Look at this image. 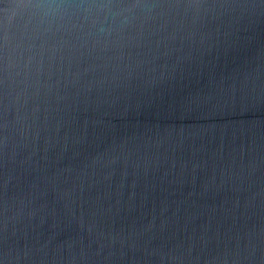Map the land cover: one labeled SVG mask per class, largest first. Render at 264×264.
I'll return each instance as SVG.
<instances>
[{"label": "water", "instance_id": "1", "mask_svg": "<svg viewBox=\"0 0 264 264\" xmlns=\"http://www.w3.org/2000/svg\"><path fill=\"white\" fill-rule=\"evenodd\" d=\"M0 264H264V0H0Z\"/></svg>", "mask_w": 264, "mask_h": 264}]
</instances>
